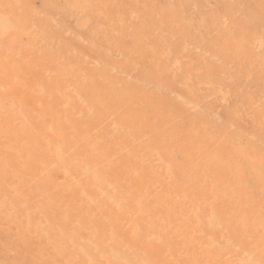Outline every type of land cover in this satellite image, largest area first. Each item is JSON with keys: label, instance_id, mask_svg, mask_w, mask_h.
I'll use <instances>...</instances> for the list:
<instances>
[{"label": "rangeland", "instance_id": "obj_1", "mask_svg": "<svg viewBox=\"0 0 264 264\" xmlns=\"http://www.w3.org/2000/svg\"><path fill=\"white\" fill-rule=\"evenodd\" d=\"M3 7L23 30L0 34L10 59L8 69L0 62V264H81L76 243L89 234L107 247L93 250L91 264H125L111 260L114 249L135 264H264V0H0ZM152 69L159 83L146 78ZM8 75L33 90L37 109L54 112L14 102L20 89ZM202 131L205 142L193 144ZM243 146L250 167L235 154ZM211 149L239 175L217 173ZM75 228L79 238L58 242L61 256L52 241ZM138 241L164 256L151 261Z\"/></svg>", "mask_w": 264, "mask_h": 264}, {"label": "bare ground", "instance_id": "obj_2", "mask_svg": "<svg viewBox=\"0 0 264 264\" xmlns=\"http://www.w3.org/2000/svg\"><path fill=\"white\" fill-rule=\"evenodd\" d=\"M178 5V4H177ZM2 6V5H1ZM4 6V5H3ZM9 6V5H8ZM10 7V6H9ZM173 12H172V9L170 8V7H168L167 8V10H165V14H172ZM18 18L16 17V16H14V13H13V10L12 9H9V8H7V7H3V8H1L0 9V34H1V36L2 35H4L5 34V37H6V35L10 32H12L13 33V31H22L23 30V28H22V26H20L18 23ZM163 25V24H162ZM144 29V28H143ZM147 30V29H146ZM164 33V32H163ZM10 34H8V36H9ZM13 36V35H12ZM0 38H2V37H0ZM4 38V37H3ZM8 37H6V39H7ZM10 38V37H9ZM14 40V39H13ZM5 41V40H4ZM260 41V40H259ZM258 41V42H259ZM6 42V41H5ZM11 42V41H10ZM240 41H238L237 43H239ZM9 43V42H8ZM4 44V43H3ZM5 44H7V42L5 43ZM10 44V43H9ZM240 44V43H239ZM239 44H236V45H239ZM260 46H262L261 48H263L264 47V41L262 40V41H260ZM235 45V46H236ZM241 45H239V47H240ZM3 47V46H2ZM6 47V46H5ZM238 48V47H237ZM236 48V50H238ZM260 48V47H259ZM5 50H6V48H5ZM239 50H241V48L239 49ZM168 53V52H167ZM169 54V53H168ZM0 62H1V65H2V68L4 69V68H6V69H8V68H10V59L7 57V55L6 54H0ZM161 66V65H160ZM157 67V66H156ZM167 67V66H166ZM160 68V67H159ZM158 72V71H157ZM155 71L152 69V71L151 72H149V73H147V75H146V78L147 79H149L150 80V82H151V79H152V77H156L158 74H156L155 75ZM32 75H34V74H32ZM65 75V74H64ZM67 75V74H66ZM12 76L13 75H8L7 77H6V84H8V85H11V83H15L16 84V86L20 89V91H18L16 94H13L10 98H12L13 99V101L14 100H16V101H18L19 103H23V100L24 99H26V101H27V103L30 105V107L31 108H33V109H36L38 112H39V115H51L54 111L53 110H49V106H47V105H43V106H41L40 108H36V106L38 107L39 105H37V103L38 102H40L39 101V99L35 96V95H33V90L32 89H29L28 87H26L24 84H25V82H24V80L22 79V78H18V77H13L12 78ZM159 77V76H158ZM7 79H10L9 81L7 80ZM156 79V80H155ZM155 79H153V82L155 81V82H158L159 83V80H157L158 78L156 77ZM160 79V78H159ZM145 80V79H144ZM45 82V81H44ZM152 82V83H153ZM156 84V83H155ZM164 84V83H163ZM167 85V84H166ZM10 88H11V86H9ZM154 87H156V86H154ZM161 87V86H160ZM169 87V86H168ZM2 88V87H1ZM4 88H6L5 86H4ZM15 88V87H14ZM3 89V88H2ZM159 89V88H158ZM5 90H7V89H5ZM21 90H26V92H23V91H21ZM3 91V90H2ZM57 91V90H56ZM55 91V92H56ZM59 91V90H58ZM60 92V91H59ZM192 92V91H191ZM90 94V93H89ZM9 96V95H8ZM91 96H92V94H91ZM91 96H88V97H91ZM195 96V95H194ZM5 98V97H4ZM9 98V99H10ZM2 99V98H1ZM5 99H7V98H5ZM8 99V100H9ZM41 100V99H40ZM16 101H14V102H16ZM191 102V101H190ZM192 103V105L193 106H195L196 107V101H192L191 102ZM198 104V103H197ZM13 105V104H12ZM22 105V104H21ZM91 106V105H90ZM4 107V106H3ZM77 107V106H76ZM197 107H199L198 105H197ZM16 108H17V106H16ZM54 108V107H53ZM94 108V107H93ZM12 111V110H11ZM53 111V112H52ZM1 113V112H0ZM38 115V114H37ZM41 115V116H42ZM218 118H220L219 116H218ZM218 118H217V120H218ZM69 119V118H68ZM74 119V118H73ZM22 120H24V117H23V119ZM26 121V120H25ZM24 122V121H23ZM141 122V121H140ZM192 123H195V122H193V121H191ZM219 122V121H218ZM142 123V122H141ZM14 124V123H13ZM66 126V125H65ZM14 128V126L13 125H11L10 127H8V130H5V131H8V132H6V134H7V137H8V139H12V137L14 138V136H12L11 135V131L12 130H14L13 129ZM72 130V129H71ZM53 132V131H52ZM5 133V132H4ZM200 133V132H199ZM77 134V133H76ZM75 134V135H76ZM58 135V134H57ZM196 135V134H195ZM191 136V138L193 139V144H197V145H199V142H205V140H203V131L201 132V137H197V136ZM12 136V137H11ZM80 136V135H79ZM162 138H163V135H162ZM164 138H165V135H164ZM167 138V137H166ZM201 138H202V140H201ZM7 139V138H6ZM77 139V138H76ZM82 139V138H81ZM47 140V139H46ZM79 140V139H78ZM83 140V139H82ZM164 140H166V139H164ZM77 141V140H76ZM167 141V140H166ZM33 142V141H32ZM31 142V143H32ZM84 142H85V140H84ZM84 142H82V143H84ZM33 144V143H32ZM77 144V143H76ZM80 144V143H79ZM204 144H208V143H204ZM46 145V144H45ZM69 145H70V143H69ZM84 146H85V144H83ZM31 146V145H30ZM34 146V144L31 146V147H33ZM60 147V146H59ZM75 147H77V146H75ZM46 148H47V146H46ZM54 148V147H53ZM57 148H58V146H57ZM57 148L55 149L56 151V153H54V152H52L51 151V153L50 154H53V156H54V158L55 157H59V156H61V151H59V150H57ZM244 148V146L242 147V149ZM246 148V147H245ZM243 149L244 151H236L235 150V154L239 157V155H238V153L239 154H241L243 157H244V159H245V162L247 161V166L248 167H250L251 166V164H250V161H251V158L249 157V154H247L246 152H247V150L246 149ZM239 149H241V148H239ZM32 150V149H31ZM35 150V149H34ZM73 150V149H72ZM80 151H81V149H79ZM33 151V150H32ZM209 151V150H208ZM216 150H214V149H211L210 151H209V159H208V161L211 163V165L212 166H214L213 168H215V170L217 171V173H218V171L220 172V170L222 169V168H226L228 171H231L232 172V174L234 175V176H238L239 175V172L241 171L240 169H239V166L236 164V162H233V161H229L227 158H226V160H225V157L223 156V155H221L219 152H215ZM48 152V151H47ZM50 154L48 155L49 157V160L47 159V162L46 163H48L49 165L47 166H45V167H49L50 168V164H51V161H50ZM47 155H45L46 157H47ZM166 156V155H165ZM75 157H77V156H75ZM74 157V158H75ZM104 157V156H103ZM163 157V156H162ZM236 157V156H235ZM166 158V157H165ZM242 158V157H241ZM56 159V158H55ZM70 159V158H69ZM72 159V158H71ZM83 159V158H82ZM105 159V158H104ZM104 159H102V160H104ZM73 160V159H72ZM86 160H87V158H86ZM86 162V161H85ZM89 162V161H88ZM107 163H108V161H106ZM56 163V162H55ZM82 163V162H81ZM83 164H84V162H83ZM82 164V165H83ZM91 164V163H90ZM106 164V163H105ZM92 165H94V164H92ZM60 166H61V164H60ZM53 167V166H52ZM51 167V168H52ZM81 167V166H80ZM83 167H85V165L83 166ZM87 167V166H86ZM88 167H90V166H88ZM104 167V166H103ZM90 168H92V167H90ZM198 168V167H197ZM61 169V168H60ZM64 169V168H63ZM85 169V168H84ZM48 170H50V169H48ZM53 170V169H52ZM169 170V169H168ZM167 170V171H168ZM240 170V171H239ZM1 172H2V170H0ZM35 171H36V169H35ZM89 171V170H88ZM91 171H92V169H91ZM4 172V171H3ZM48 171L46 170V173H47ZM65 172V171H64ZM85 172V171H84ZM97 172V171H96ZM94 173H95V171H94ZM65 174H66V172H65ZM65 174H63V175H65ZM92 174V173H91ZM101 174V173H100ZM66 175H68L69 176V173L68 174H66ZM93 175V174H92ZM95 176L96 175H98V177H99V174H97V173H95L94 174ZM102 175V174H101ZM101 175H100V178H101ZM219 175H221V174H219ZM40 176H42V174H40ZM222 176V175H221ZM39 177V176H38ZM104 177H106V176H103V178H102V180L103 181H105L106 183H107V181L106 180H104L105 178ZM96 178H97V176H96ZM99 178V179H100ZM95 179V178H94ZM220 179H221V177H220ZM67 180V179H66ZM98 180V179H97ZM101 180V179H100ZM95 182H96V180H95ZM93 183V182H92ZM104 183V182H103ZM99 184V183H98ZM97 184V185H98ZM100 184H101V182H100ZM134 184V183H133ZM100 186V188H101V185H99ZM134 187V186H133ZM99 188V187H98ZM102 189V188H101ZM211 191V190H210ZM130 192V191H129ZM212 192V191H211ZM112 194H113V192H112ZM258 194V193H257ZM100 195V194H99ZM111 196V195H110ZM110 196H109V198H110ZM121 195H119V197H120ZM261 196V195H260ZM113 197V196H112ZM116 198V197H115ZM263 198V197H262ZM112 199V198H111ZM118 199V198H117ZM130 199V198H129ZM264 199V198H263ZM119 200L121 201V199L119 198ZM119 200L118 201H116L117 203H119ZM135 200V199H134ZM132 201H133V199H132ZM113 203V202H112ZM126 203V202H125ZM163 203V202H162ZM116 204V203H115ZM114 204V205H115ZM133 204H135V203H133ZM137 205H138V203H136ZM113 205V204H112ZM137 205H136V207H137ZM198 205V204H197ZM139 206V205H138ZM102 206H100V208H101ZM113 207V206H112ZM118 207V206H117ZM152 207V206H151ZM198 207V206H197ZM138 208V207H137ZM165 208H166V206H165ZM168 208V207H167ZM106 209V208H105ZM112 209V211L114 210L113 208H111ZM195 209V208H194ZM109 210V209H108ZM155 210V209H154ZM110 212H112L111 210H109ZM108 211V212H109ZM115 211V210H114ZM133 211V210H132ZM131 211V212H132ZM169 212V211H168ZM105 213V212H104ZM120 213V212H119ZM212 213V212H211ZM210 213V215L208 216V222H209V224H214L215 222H217V220L219 219H217V215L215 216V215H213V214H211ZM114 214H117V213H114ZM134 214V213H133ZM147 214V213H146ZM168 214V213H167ZM130 215V214H129ZM159 215V214H158ZM208 215V214H207ZM257 215H258V213H257ZM141 216V215H140ZM143 216V215H142ZM259 216V215H258ZM110 217V216H109ZM129 217V216H128ZM147 217H149V216H147ZM158 217V216H157ZM193 217V216H192ZM113 218V217H112ZM115 218V217H114ZM194 218V217H193ZM116 219H117V215H116ZM115 219V220H116ZM149 219V218H148ZM151 219H153L152 217H151ZM195 219V218H194ZM242 219V218H241ZM32 218L30 219V218H28V223H31L32 222ZM118 220V219H117ZM116 220V221H117ZM141 220V219H140ZM155 220H157L156 218H155ZM260 220H261V218H260ZM146 221H148V220H146ZM154 221V220H153ZM244 221V220H243ZM262 221V220H261ZM155 222V221H154ZM35 223V222H34ZM123 223V222H122ZM199 224V223H198ZM243 224V223H242ZM34 226L36 225L37 227H38V223L36 222V224H33ZM53 225V224H52ZM136 225V224H135ZM139 225V224H138ZM138 225H136V226H138ZM163 225V224H162ZM29 227L30 225H25V227ZM61 226H63L62 224H61ZM147 226V228L146 229H153V228H151L152 226H149V225H146ZM149 226V227H148ZM211 226V225H210ZM33 227V226H32ZM135 227V226H134ZM60 229H62L61 227H59ZM194 228V227H193ZM193 228H191V229H193ZM78 229L79 228H75V229H72L71 231H69V232H64L63 230H59V232L56 234V237L54 238V240L52 241V243H53V245L56 247V245H58L59 243L58 242H60L61 240L63 241L65 238L67 239L68 237L69 238H79V233H78ZM82 229V228H81ZM135 229H136V227H135ZM138 230V229H137ZM28 231V230H27ZM34 231H35V229H34ZM33 231V232H34ZM64 232V234H60L61 232ZM80 231V230H79ZM134 231V230H133ZM188 233L191 231H188V229L186 230ZM264 231V230H263ZM138 232V231H137ZM93 233V232H92ZM136 233V232H135ZM135 233H133L132 235H134V236H132V237H130V238H134L135 237ZM264 233V232H263ZM120 234H122V233H120ZM131 234V233H130ZM190 234H192V233H190ZM177 235H179V234H177ZM193 235V234H192ZM201 235H202V233H201ZM103 236V235H102ZM122 236H124V235H122ZM126 236V235H125ZM180 236H182L183 238H184V235L183 234H181ZM180 236H178V237H180ZM208 236V235H207ZM129 237V236H128ZM64 238V239H63ZM137 238V237H136ZM136 238H134V239H136ZM176 238V237H175ZM183 238H181L180 237V240H182ZM207 238V237H206ZM121 239H123V238H121ZM179 239V238H178ZM208 239H209V241L211 240V238L210 237H208ZM263 239H264V237H263ZM106 239L104 238V239H102V237L101 238H95V236H93V235H91V234H89V235H87L86 236V238L84 239V240H82L81 242H80V245H79V242L78 243H76L77 244V246L79 247V249L81 250L80 252H82V256L84 257V258H82L83 260H85L86 259V262L88 263V264H91V262L93 261V259H94V257H93V250L94 251H96L95 249L96 248H100L101 250H102V247H103V245L105 246V244H106V241H105ZM176 240H177V238H176ZM180 240H177V241H175L174 243H176V242H178V241H180ZM62 241H61V243H62ZM77 241H79V240H77ZM76 241V242H77ZM84 241V242H83ZM139 243H137L138 244V246H139V248L140 249H143V250H146V251H148L149 253H151L152 255H149V257L151 258V261L153 260L154 261V259H158L157 258V256H160L161 258L164 256L163 254H164V250H154L152 247H150L149 245H147L145 242H142V241H138ZM262 242V241H261ZM64 243V242H63ZM187 243V242H186ZM177 244V243H176ZM175 244V245H176ZM181 243L179 242V245H180ZM184 244V243H183ZM192 244V243H191ZM194 244V243H193ZM53 245H50V246H52L53 247ZM64 245V244H63ZM262 245V244H261ZM59 246V245H58ZM66 246V245H65ZM73 246V245H72ZM187 246V245H186ZM106 247V246H105ZM177 247V246H176ZM193 247V246H192ZM62 249V247H58V248H55L56 250H60V252H59V254L62 256L65 252L63 251V250H61ZM107 248V247H106ZM63 249H65V248H63ZM97 249V250H98ZM104 249V248H103ZM186 249H187V247H186ZM62 251L64 252V253H62ZM66 251V250H65ZM103 251V250H102ZM110 251H112V253H111V260L113 261H115V262H121V263H125V264H135V262L134 261H132L131 259H129L128 258V255L126 254V253H124L122 250H119V249H114V250H110ZM79 252V253H80ZM76 253V252H75ZM72 254V253H71ZM99 254V253H98ZM108 254V253H107ZM178 254V253H177ZM180 254V253H179ZM185 254V253H184ZM250 254V253H249ZM56 255H58V254H56ZM59 255V256H60ZM75 255V254H74ZM103 255V254H102ZM153 255H155V256H153ZM58 256V257H59ZM207 256L210 258V259H213V261H214V259L215 258H212L211 256H213L212 254H210V252H207ZM251 256V255H250ZM155 257V258H154ZM101 258H104V256H102ZM207 258V257H206ZM243 258V257H242ZM254 258V257H253ZM252 258V260H248L247 262H246V264H253V262H254V259H256V258H254L253 259ZM80 259H81V257H80ZM81 259V260H82ZM66 261H68V260H70V259H65ZM65 260H62V261H65ZM82 260V261H83ZM240 260V259H239ZM73 260L71 259V262H72ZM77 261H79V260H77ZM113 261V262H114ZM177 261V260H176ZM176 261H174L176 264H181V262L182 261H179V263H177ZM219 261V260H218ZM241 261V260H240ZM244 262H245V260H243ZM256 261V260H255ZM70 262V261H69ZM86 262H82V263H86ZM107 262V261H106ZM168 262V261H167ZM171 262V261H170ZM169 262V263H170ZM174 262L172 263V264H174ZM189 262V261H188ZM191 262V261H190ZM194 262V261H193ZM211 262V261H210ZM262 262V261H261ZM76 263V262H75ZM81 263V264H82ZM195 263V262H194ZM198 263V262H197ZM206 263V262H205ZM217 263V262H216ZM219 263V262H218ZM255 263V262H254ZM258 263V262H257ZM65 264H69V263H65ZM77 264H80V263H77ZM142 264H155V263H153V262H150V261H147V262H144L143 263V261H142Z\"/></svg>", "mask_w": 264, "mask_h": 264}]
</instances>
